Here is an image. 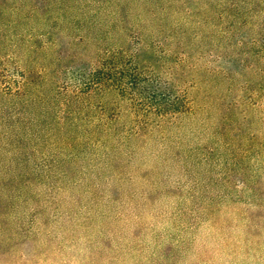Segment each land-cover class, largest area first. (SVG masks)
<instances>
[{
	"label": "rangeland",
	"instance_id": "obj_1",
	"mask_svg": "<svg viewBox=\"0 0 264 264\" xmlns=\"http://www.w3.org/2000/svg\"><path fill=\"white\" fill-rule=\"evenodd\" d=\"M0 264H264V0H0Z\"/></svg>",
	"mask_w": 264,
	"mask_h": 264
}]
</instances>
